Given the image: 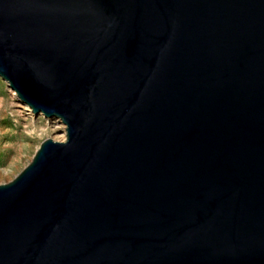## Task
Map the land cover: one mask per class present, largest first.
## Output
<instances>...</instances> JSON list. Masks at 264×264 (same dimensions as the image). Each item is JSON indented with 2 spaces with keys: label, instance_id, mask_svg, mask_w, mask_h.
Returning <instances> with one entry per match:
<instances>
[{
  "label": "water",
  "instance_id": "95a60500",
  "mask_svg": "<svg viewBox=\"0 0 264 264\" xmlns=\"http://www.w3.org/2000/svg\"><path fill=\"white\" fill-rule=\"evenodd\" d=\"M0 75L67 129L0 264H264V0H0Z\"/></svg>",
  "mask_w": 264,
  "mask_h": 264
},
{
  "label": "rangeland",
  "instance_id": "374dc122",
  "mask_svg": "<svg viewBox=\"0 0 264 264\" xmlns=\"http://www.w3.org/2000/svg\"><path fill=\"white\" fill-rule=\"evenodd\" d=\"M11 89L0 75V183L12 180L29 163L45 138L66 129L60 117L42 112L32 117Z\"/></svg>",
  "mask_w": 264,
  "mask_h": 264
},
{
  "label": "bare ground",
  "instance_id": "6f19581e",
  "mask_svg": "<svg viewBox=\"0 0 264 264\" xmlns=\"http://www.w3.org/2000/svg\"><path fill=\"white\" fill-rule=\"evenodd\" d=\"M9 83V82H8ZM10 87H11V85H10ZM12 89V95H15V96H17L19 99H21L20 97H19V95H18V93H17V91L13 88V87H11ZM14 91H16V93L14 92ZM22 100V99H21ZM23 101V100H22ZM23 102H25V101H23ZM23 107L25 108V110L27 109L28 110V112L30 113V115L33 117L34 116V112H33V110H32V107L27 103L26 104V102L25 103H23ZM28 113V114H29ZM43 113V112H42ZM46 116V115H45ZM53 117H60V116H53ZM60 118H62V117H60ZM56 120V122H60L58 119H55ZM63 120V119H62ZM64 122V121H63ZM65 123V122H64ZM66 124V123H65ZM58 125H59V123H58ZM66 136H67V130L64 128V129H62L61 130V132H58V133H56L55 135H54V139H60V140H63V139H65L66 138Z\"/></svg>",
  "mask_w": 264,
  "mask_h": 264
}]
</instances>
